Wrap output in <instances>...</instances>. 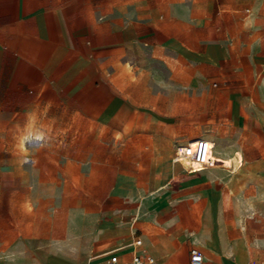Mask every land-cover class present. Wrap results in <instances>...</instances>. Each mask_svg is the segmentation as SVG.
<instances>
[{
  "label": "crops",
  "instance_id": "0c3cea01",
  "mask_svg": "<svg viewBox=\"0 0 264 264\" xmlns=\"http://www.w3.org/2000/svg\"><path fill=\"white\" fill-rule=\"evenodd\" d=\"M94 2L0 0V111L49 98H73L83 110L110 98L100 120L109 119L116 132L127 124L136 133L149 126L138 105L189 98L191 113H198L199 98H207L223 133L204 138L216 144L215 155L229 163L237 162L236 154L257 151L264 161V26L236 31V24H264V0H221L223 8L252 12L224 14L223 22L235 26L217 30L212 41L197 36L189 44L154 20L97 13ZM124 102L132 104L127 115ZM158 199L142 201L133 213L141 230L119 228L118 218L79 233L68 223L18 222L8 236L0 226V264H110L112 255L124 262L136 238L154 264H191L197 247L203 250L201 264L264 263V234L239 235L221 246V238L234 236L229 221L218 223L211 211L208 221L188 223ZM245 205L235 204L239 220L251 211Z\"/></svg>",
  "mask_w": 264,
  "mask_h": 264
},
{
  "label": "rangeland",
  "instance_id": "374dc122",
  "mask_svg": "<svg viewBox=\"0 0 264 264\" xmlns=\"http://www.w3.org/2000/svg\"><path fill=\"white\" fill-rule=\"evenodd\" d=\"M94 3L97 13L154 20L168 32L180 33L188 44L197 36L200 42L212 41L217 30L235 26L223 22L224 14L248 17L252 12L249 7L223 8L218 6L221 0ZM260 25L264 26L236 24V31ZM49 99L53 100L0 111V226L6 235H12L18 222L68 223L73 233H79L89 226L110 225L116 218L121 229L141 230L144 226L133 213L142 201L158 198L188 223L208 221L211 211L218 223L229 221L234 236L221 238V246L232 244L239 235L264 234V161L257 151L236 154L237 162L227 163L215 155L216 144L210 140L212 167L203 170L187 160L172 161L184 141L223 137L207 98H199L198 113H191L189 98L138 105L148 114L149 126L136 133L127 124L116 132L109 119L100 120L110 108V98L87 103L83 110L73 98ZM130 105L121 103L124 115ZM22 137L25 151L19 146ZM237 201L251 210L241 220Z\"/></svg>",
  "mask_w": 264,
  "mask_h": 264
},
{
  "label": "built area",
  "instance_id": "2783aa9c",
  "mask_svg": "<svg viewBox=\"0 0 264 264\" xmlns=\"http://www.w3.org/2000/svg\"><path fill=\"white\" fill-rule=\"evenodd\" d=\"M210 142L204 138H196L191 143H186L181 150L175 149L173 162H178L180 159H185L193 164L198 165L201 168L212 167L215 163L210 158ZM133 253L131 259L128 261L121 262L118 256H110V264H154V258L151 253L143 247L142 241L138 238L132 243ZM191 264H201L203 256L199 250L193 249L190 252ZM249 264H264L251 262Z\"/></svg>",
  "mask_w": 264,
  "mask_h": 264
},
{
  "label": "bare ground",
  "instance_id": "6f19581e",
  "mask_svg": "<svg viewBox=\"0 0 264 264\" xmlns=\"http://www.w3.org/2000/svg\"><path fill=\"white\" fill-rule=\"evenodd\" d=\"M37 134V133H36ZM35 134V137L33 138V139H36V135ZM38 137V136H37ZM22 140H21V142H20V148L23 150V151H25L26 150V148H25V144H24V142H23V137L21 138ZM40 140V139H39ZM183 146H181V147H178L176 150H181V148H182ZM182 160H184L185 161V159H180L178 162H180V161H182Z\"/></svg>",
  "mask_w": 264,
  "mask_h": 264
}]
</instances>
